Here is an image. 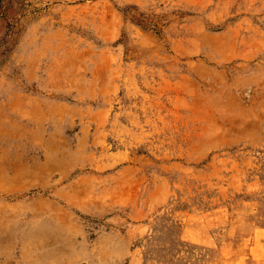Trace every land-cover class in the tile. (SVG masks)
I'll return each mask as SVG.
<instances>
[{
    "label": "rangeland",
    "instance_id": "374dc122",
    "mask_svg": "<svg viewBox=\"0 0 264 264\" xmlns=\"http://www.w3.org/2000/svg\"><path fill=\"white\" fill-rule=\"evenodd\" d=\"M0 264H264V0H0Z\"/></svg>",
    "mask_w": 264,
    "mask_h": 264
}]
</instances>
